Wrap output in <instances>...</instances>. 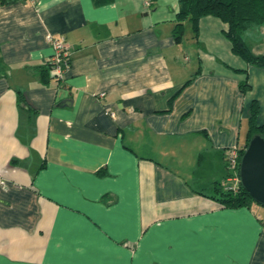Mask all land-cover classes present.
I'll return each mask as SVG.
<instances>
[{
	"label": "crops",
	"instance_id": "0c3cea01",
	"mask_svg": "<svg viewBox=\"0 0 264 264\" xmlns=\"http://www.w3.org/2000/svg\"><path fill=\"white\" fill-rule=\"evenodd\" d=\"M179 9L0 6V264H264V205L215 199L254 99L264 123V67L213 15L177 41ZM248 30L264 54V23ZM49 34L70 46L64 80Z\"/></svg>",
	"mask_w": 264,
	"mask_h": 264
},
{
	"label": "trees",
	"instance_id": "16d2710c",
	"mask_svg": "<svg viewBox=\"0 0 264 264\" xmlns=\"http://www.w3.org/2000/svg\"><path fill=\"white\" fill-rule=\"evenodd\" d=\"M18 1L28 0H0V6L13 4ZM100 1L104 2L110 0ZM179 4L180 9L177 15L178 22L173 30L177 41L180 42L184 38L186 21L191 23L192 29L197 36L201 18L207 15H213L228 24V28L225 29V36L231 41L233 52L250 64L264 67V54L255 53L244 38V34L249 28L253 25L264 23V0H179ZM48 66L50 70H53L50 61ZM43 76L45 81L49 80L47 73ZM241 87L243 90L249 87L247 80L242 82ZM249 114L248 137L246 144L240 147L241 157L249 141L255 134L264 135V123H258L260 104L256 99L252 100L250 104ZM226 156L225 152V157ZM240 163L241 158L239 160V165ZM228 175L229 173L227 172L224 180L220 182L219 186L216 188V200L227 207H250L254 202H257L249 191L246 190L241 181L236 191L227 189L225 182Z\"/></svg>",
	"mask_w": 264,
	"mask_h": 264
},
{
	"label": "built area",
	"instance_id": "2783aa9c",
	"mask_svg": "<svg viewBox=\"0 0 264 264\" xmlns=\"http://www.w3.org/2000/svg\"><path fill=\"white\" fill-rule=\"evenodd\" d=\"M150 3V1L148 2ZM48 40L52 45L53 53L50 58V63L54 73L60 80H64L71 66L70 46L64 35H48ZM111 115H115L111 112ZM241 148L238 145L230 147L226 151V161L228 164V173L226 179V188L236 191L238 184L241 181L239 160L241 158Z\"/></svg>",
	"mask_w": 264,
	"mask_h": 264
},
{
	"label": "water",
	"instance_id": "95a60500",
	"mask_svg": "<svg viewBox=\"0 0 264 264\" xmlns=\"http://www.w3.org/2000/svg\"><path fill=\"white\" fill-rule=\"evenodd\" d=\"M240 178L255 201L264 205V135L255 134L245 148Z\"/></svg>",
	"mask_w": 264,
	"mask_h": 264
},
{
	"label": "rangeland",
	"instance_id": "374dc122",
	"mask_svg": "<svg viewBox=\"0 0 264 264\" xmlns=\"http://www.w3.org/2000/svg\"><path fill=\"white\" fill-rule=\"evenodd\" d=\"M191 30H192V32H194V30L192 29V26H191ZM249 31V30H248ZM247 31V32H248ZM247 32L244 34V36L247 34ZM249 35V34H248ZM227 171H228V167H227ZM254 203H257V202H254ZM258 204V203H257Z\"/></svg>",
	"mask_w": 264,
	"mask_h": 264
}]
</instances>
